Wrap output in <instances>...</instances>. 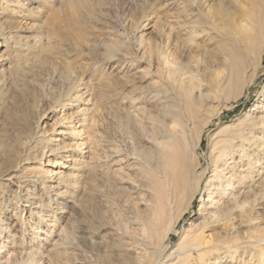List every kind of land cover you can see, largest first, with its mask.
<instances>
[{"label":"rangeland","instance_id":"374dc122","mask_svg":"<svg viewBox=\"0 0 264 264\" xmlns=\"http://www.w3.org/2000/svg\"><path fill=\"white\" fill-rule=\"evenodd\" d=\"M198 8L192 0H0V264H128L134 255L122 242L142 236L134 223L143 197L135 190L143 184L138 167L160 137L162 110L179 100L159 78L157 54L177 39L181 47L190 41ZM248 67L252 81L208 107L221 112L203 129L201 145L190 147L206 175L222 126L232 124L224 136L256 125L264 141V54L251 53ZM205 112L189 137L200 136ZM57 139L62 144L50 155ZM16 166L17 175L31 176L25 183L9 181ZM54 169L76 176L57 185ZM203 189L176 230L159 234L165 252L197 218ZM28 194L35 203L25 202ZM257 251V259L237 256L234 264H264V244Z\"/></svg>","mask_w":264,"mask_h":264},{"label":"bare ground","instance_id":"6f19581e","mask_svg":"<svg viewBox=\"0 0 264 264\" xmlns=\"http://www.w3.org/2000/svg\"><path fill=\"white\" fill-rule=\"evenodd\" d=\"M193 4L199 11L195 14L192 9L190 41L181 47L177 39L173 47L157 54L159 78L162 76L160 79L177 90L179 100L162 110L165 118L160 120V137H153L154 143L149 141L153 149L144 156L147 163L138 167L143 184L135 190L143 197H139L142 208L137 209L134 223L142 236L131 238L134 242H122L123 250L134 255L128 256V264H234L237 256L257 259V250L264 244V236L258 233L262 226L259 209L264 210V141L253 133L256 125L223 136L232 126L229 123L217 131L209 175L207 169L199 170L198 156L190 149L191 145H201L203 129L221 112L219 105L211 110L208 107L227 91H240L252 81L248 57L253 52L259 57L264 54V0H202L199 4L192 0ZM177 51L187 59L180 60ZM204 112V125L197 131L200 136L189 137L193 122ZM61 144V139L52 143L48 147L50 155ZM8 155L12 157L13 152ZM12 159L14 163L15 156ZM72 160L74 164L80 162L78 156ZM122 160L112 159L110 167ZM17 170L9 181L25 183L30 179L17 175ZM112 172L121 171L117 168ZM52 175L59 179L57 185L76 176L59 169L52 170ZM203 183L205 196L197 218L182 230L177 245L165 252L160 248L159 234L168 236L176 230ZM43 185L51 187L46 181ZM34 199L28 194L25 202L30 205ZM63 236L68 238L66 232ZM226 259L229 262L223 263Z\"/></svg>","mask_w":264,"mask_h":264}]
</instances>
